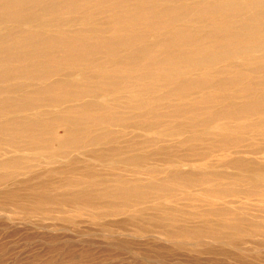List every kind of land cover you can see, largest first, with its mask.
I'll return each instance as SVG.
<instances>
[{
	"label": "rangeland",
	"instance_id": "obj_1",
	"mask_svg": "<svg viewBox=\"0 0 264 264\" xmlns=\"http://www.w3.org/2000/svg\"><path fill=\"white\" fill-rule=\"evenodd\" d=\"M0 103V264H264V0H0Z\"/></svg>",
	"mask_w": 264,
	"mask_h": 264
},
{
	"label": "bare ground",
	"instance_id": "obj_2",
	"mask_svg": "<svg viewBox=\"0 0 264 264\" xmlns=\"http://www.w3.org/2000/svg\"><path fill=\"white\" fill-rule=\"evenodd\" d=\"M37 44H38V42L33 43V45H37ZM39 52L42 53V48L39 49ZM38 57H39V54L36 55V56L33 55L32 59L33 60H37ZM24 60H25L24 56H16V57H14L12 59L11 63L23 62ZM34 72H37L36 77H40V78L42 77L43 73H41L42 71L40 69H36ZM32 74H34V73L31 72L28 75H32ZM5 105H7V103H0V106H5ZM30 131H31V128H29V127H26V128H20L19 127V128H17L16 126H11L10 124L1 125L0 126V137H7V138H9V140L14 141L21 134H26V133H29Z\"/></svg>",
	"mask_w": 264,
	"mask_h": 264
}]
</instances>
